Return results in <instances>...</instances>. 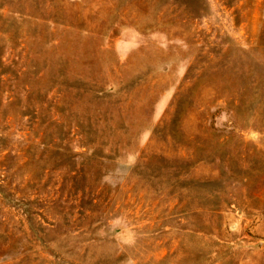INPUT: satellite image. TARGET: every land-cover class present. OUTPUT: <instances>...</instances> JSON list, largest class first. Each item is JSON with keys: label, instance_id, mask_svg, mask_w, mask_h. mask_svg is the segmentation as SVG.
Here are the masks:
<instances>
[{"label": "rangeland", "instance_id": "obj_1", "mask_svg": "<svg viewBox=\"0 0 264 264\" xmlns=\"http://www.w3.org/2000/svg\"><path fill=\"white\" fill-rule=\"evenodd\" d=\"M0 264H264V0H0Z\"/></svg>", "mask_w": 264, "mask_h": 264}]
</instances>
